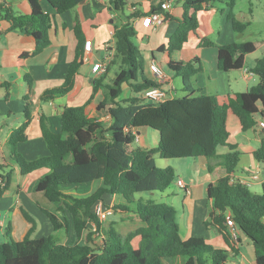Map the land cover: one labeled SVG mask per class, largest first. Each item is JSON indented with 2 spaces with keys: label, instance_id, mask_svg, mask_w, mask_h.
Segmentation results:
<instances>
[{
  "label": "trees",
  "instance_id": "obj_1",
  "mask_svg": "<svg viewBox=\"0 0 264 264\" xmlns=\"http://www.w3.org/2000/svg\"><path fill=\"white\" fill-rule=\"evenodd\" d=\"M82 1L45 0L52 14L45 11L39 0H28L32 8L30 15H16L10 8L0 5V18L8 21L12 29H22L34 36V54H37L50 43L48 31L52 18ZM213 1L218 0H184V12L177 28L167 43L158 48L167 55L170 78L181 77L187 95L158 103L143 102L145 90L162 87L166 80H150L144 76L141 51L135 42L137 31L132 18L136 15L130 14L127 22L115 26L113 34L111 62H119L120 70L111 83L103 84L104 77L95 79L91 97L101 88L105 91L98 110L110 117L109 123L90 117L85 105L66 107L61 113L58 132L52 131L41 119L49 154L29 160L17 151V144L28 137L26 131L31 115L25 110V121L12 132L8 141L10 151L6 153L8 158L4 157L3 161L17 166L22 175L49 169L34 189L66 214L64 221H60L57 214L43 209L54 230H68L72 226L76 241L65 244L54 235L33 238L37 221L23 209L29 228L21 240H16L11 234V225L7 226V239L0 242V264H167L168 259H181V264H228L230 253L227 249L216 248L203 237H181L177 210L172 204L136 196L144 191L164 195L176 179L174 167L169 163L159 167L157 156L165 160L204 157L211 162L210 171L217 165L224 166L226 174L208 187L212 208L205 224L215 227L231 250L236 249L237 241H242L237 232L243 234L253 245L256 264H264V183L262 191L257 193L239 182L230 181L242 153L229 142L235 135L229 127L230 116L239 119L244 131L258 127L259 117L264 118V57L250 69L260 78L257 85L244 92L197 96L192 95L195 87L190 72L196 74L202 70L200 60L173 59L191 38H200L201 46L218 47L217 67L229 72L243 68L246 56L256 50L252 41L217 45L209 38L200 37L197 14ZM236 2L226 0L231 10ZM126 5V0H113L115 10L125 11ZM156 10L153 8L150 12ZM228 18L238 33H243L249 24L238 20L231 11ZM75 33L79 41L76 56L69 65L64 83L43 93L41 98L45 101L67 95L74 87L75 76L83 64L86 42L80 24L75 27ZM28 56V53L22 54L20 66H24ZM26 79L30 85V80ZM125 87L133 93L129 97H122ZM143 127L159 132L156 146L132 147L137 131ZM261 135L260 146L252 154L264 163V129ZM223 146L228 151L219 153ZM0 181L4 183L0 188L1 198L12 181V171L1 158ZM97 181L100 185L87 195L68 192L70 187ZM114 195L123 198L112 206L114 211L135 214L143 223L126 235L114 225L102 229V219L95 211L97 203L103 202L106 206L105 198ZM229 220L233 227L229 226ZM137 237L138 246L134 244ZM96 238L101 242H96Z\"/></svg>",
  "mask_w": 264,
  "mask_h": 264
},
{
  "label": "crops",
  "instance_id": "obj_2",
  "mask_svg": "<svg viewBox=\"0 0 264 264\" xmlns=\"http://www.w3.org/2000/svg\"><path fill=\"white\" fill-rule=\"evenodd\" d=\"M2 1V5L10 8L16 15H30L32 12L28 0ZM39 1L45 11L52 14V9L47 5L45 0ZM164 1L170 2V9L166 13L171 18L167 17L162 25L156 29L143 26L142 17L149 14L153 8L161 10L160 4ZM183 1L126 0L127 11H118L114 9L113 0H84L74 8L57 14L52 18L48 31L50 43L37 54H34L36 47L34 36L22 29H12L8 21L0 18V158L4 164L8 165V170L12 171L11 186L13 184V193L9 192L0 201V210L4 215L3 228H5V235L7 226L11 225V234L16 240H21L25 236L29 228V223L23 216V209L27 210L33 217H37V215L41 218L47 217L43 209L57 214L60 221H64L66 216L65 212L58 210L54 203V205L51 204L52 202L43 193L36 192L34 189L37 182L50 172L49 169H39L30 174L22 175L17 166L11 164L8 160L3 161L4 157L8 158L6 153L10 151L8 141L12 132L25 121V110L27 109L31 115V121L26 131L28 137L26 140L20 141L17 144V151L29 160H34L49 154L48 146L43 137L41 119L45 121L52 131L58 132L61 127V113L66 107L85 105L86 113L90 117H96L109 123L110 117L104 111L98 110L99 103L106 95L105 91L101 88L94 94L93 98L91 97L94 91L95 79L104 77L103 84L111 83L116 73L120 70L119 62H111L114 56L113 34L115 26L122 25L127 22L128 15L135 14L136 16L132 19L137 31L136 38L138 34H145L149 38H156L155 44L149 41L150 44L145 46L140 42L138 47L141 53L152 57L154 67L155 64H158L162 68V63H166L167 61V55L160 52L162 54V60L158 61L155 51H158L161 45L167 43L177 28L178 21L182 18L184 12ZM239 1L241 2V0H237L236 4ZM132 6L136 7L135 12L132 11ZM215 8L216 6L211 2L203 10L198 12L197 16L200 22L198 31L200 37L210 39L209 35L215 32L216 29L221 28L217 32L219 36L218 41L220 40V42L214 41L217 45L249 41L244 38L242 33L238 34L236 32L231 19L228 18V14L230 11L233 13L234 8L232 10L229 7L225 10L223 9V16L227 17L228 23H225V19L222 17L218 26L213 24ZM204 12L205 15H201ZM203 17L208 19V21H203ZM78 24L81 25L85 39L92 41V48L88 52L84 49L83 64L75 76L72 91L67 95L45 101L41 98L43 93L47 89L58 87L64 83L69 65L76 56L79 41L75 33V27ZM229 24L232 25V31ZM223 28L226 29L224 34L221 33ZM192 41H194L193 46H189L191 47L190 49H184ZM200 41V38H191L180 50L186 51V62L195 58L200 60L199 65L202 70L195 74L196 88L199 90L200 95L244 92L260 82L258 75L253 72L246 73V70H250L256 61L264 56L256 58L250 64V55H248L245 58L243 68L226 72V75H221V70L217 67L218 47L209 46L213 49L209 54L211 57L210 68H207L204 65L205 56L203 57V50L207 47L201 46ZM197 47L199 48L196 49ZM256 49H258L257 46ZM24 53H28L29 56L25 59L24 66L22 67L19 62L20 57ZM175 56L176 53L173 55V59H176ZM105 61H108L106 72L101 74L94 72L93 65ZM112 71L114 72L113 75H111ZM143 71L144 76L148 78L145 75L144 69ZM163 71L166 74V81L162 88L170 94V97H175L174 78H170L171 75L168 71ZM26 78L30 80V85ZM153 79L159 81L156 76ZM132 94L131 89L125 87L122 97H129ZM229 127L235 132V135L230 137L229 142L235 144L237 150L242 153L240 161L241 158H245L249 165L247 167L238 165L235 173H249V171L257 170L260 180L255 181L252 185L261 192L264 183V163L257 161L252 154L260 146L262 138L261 129L255 127L244 131L239 119L234 115L229 118ZM143 129L146 132L144 135L149 134L148 127L139 129L136 134V140L141 144L137 146L152 147L146 144L147 139L142 135ZM227 151L228 148L225 146L219 148V153H225ZM216 162V160L213 161V164H216ZM210 163L204 157L171 159L169 161V164L175 169L176 181L182 178L189 189L187 192L185 188L180 187L177 183L183 191L176 192L171 202L175 206L176 202H178V208L176 210L181 237L183 239L191 236L203 237L214 247L227 249L230 253L228 264H256L255 251L247 237L237 232L242 238V241H237L235 244L236 249L231 250L217 229L212 226H206L205 224L212 208V202L208 197V187L210 184L216 183L219 177L226 174V169L222 165H217L210 171ZM96 185V182L80 184L68 188V192L76 195H87L95 190L100 185V182H98V186ZM259 191L257 193H260ZM122 201L123 198L117 195L105 198L107 207L115 206ZM8 211L13 212L14 215H22L25 220L26 224L23 223L24 229L20 239L16 238L12 223H9L7 226L5 225ZM104 219L102 218V229L107 226L105 222L108 220ZM42 223L47 228L48 222L45 219H42ZM39 227L40 223L37 221V229ZM89 227L95 229L93 224H89ZM230 230L235 233L234 229L230 228ZM57 231L58 238L61 242L72 244L76 241L72 226L68 230L61 228ZM95 241L101 242L100 238H96ZM138 243L135 244L134 242L136 246H138ZM181 263V259L177 261L172 259L167 260V264Z\"/></svg>",
  "mask_w": 264,
  "mask_h": 264
},
{
  "label": "rangeland",
  "instance_id": "obj_3",
  "mask_svg": "<svg viewBox=\"0 0 264 264\" xmlns=\"http://www.w3.org/2000/svg\"><path fill=\"white\" fill-rule=\"evenodd\" d=\"M213 4L217 8V9L215 8V11H214L215 17L213 19L214 20L213 24H216V26H218L220 19L222 17H224L225 23H228L227 17L223 16V9L225 10L228 7L226 4V0L225 1H220V0L213 1ZM125 11H127V10L125 9ZM203 14L205 15V12L202 13L201 15H203ZM233 14L238 20L245 22V23L249 22L247 28L244 30L242 35H244V38L246 40L254 42L256 44V46L258 47V49H256L253 53L250 54L249 61H250V64H252L256 58H258L260 56H264V0H241V2L239 1L238 4H236L234 11H233ZM202 20L205 22L208 21V19H206L204 17L202 18ZM229 27L232 31V25L231 24H229ZM220 29L221 28L216 29L215 32H213L209 35L211 40H213L215 42L218 41L219 36H218L217 32ZM225 30L226 29L223 28L221 33L224 34L226 32ZM149 41L153 42L155 44L156 38L155 37L149 38L145 34H138L137 38L135 39V42L137 45H139L140 42H142L145 46H147L148 44H150ZM160 42H161V39H160ZM218 42H220V40ZM193 43H194V41L190 42V44L186 45L184 47V49L185 48L190 49L191 47H189V46H193ZM198 48L199 47H197L196 49H198ZM212 49L213 48H211V47H207V48H204V50H203L204 51L203 57L205 56L204 57L205 58L204 65L207 68H210L211 57L209 54H210V51ZM155 54H156V58L158 59V61H161L162 60V54L160 52H158L157 50L155 51ZM141 56H142L144 70H145V75L148 77V79L154 80L153 78L156 76V74L154 76L155 70H154V63H152V57L150 55L143 54V53H141ZM175 58H176L175 60H177V61L186 62L185 61V60H187L186 59L187 58L186 57V51L176 52ZM161 66H162L163 70L170 72V69L167 67L165 62H163ZM113 74H114V72L112 71L111 75H113ZM220 74L226 75L227 73L221 71ZM190 78H191V82L193 83V85L196 89L192 93V95H194V96L200 95L199 90L196 88L197 84H196L195 74H192L190 72ZM174 87H175V90H174V96L175 97H183V96L188 94V91H186L183 88V81H182L181 77H174ZM136 95H139V94H136ZM258 127L262 130V128L260 126H258ZM148 129H149V134H146V135H144L146 133L145 130L144 129L142 130L143 131L142 132L143 137L144 138L146 137V139H147L146 144L150 145L152 147L156 146L158 144V141H159V132L157 130L152 129V128H148ZM140 144L141 143L136 140L132 144V147H135V146L140 145ZM156 161H157V165L159 167H164L165 165H167L169 163L170 160L161 159L160 157L157 156ZM239 165L244 166V167L249 166L247 163V160L245 158H241ZM96 183H97L96 186H98V181ZM251 186H252L250 188L251 191H253V192L259 191V189H255L253 187V185H251ZM12 187H13V184H12V186L10 185L9 190L7 191L6 194H8L9 192L13 193ZM182 191H183V189H181L177 185V181L175 179L174 182L169 187L168 192L164 195L160 192H156L155 194H153L152 192L144 191V192L137 193L136 196L151 199V200H154L157 202L165 201L168 204H172L171 203L173 201L172 197L174 195H176V192H182ZM4 196H2L0 198V201L3 199ZM51 204H53V203H51ZM173 204H175V203H173ZM173 206L175 208H178V202H176V206L175 205H173ZM34 218L36 219V221H38L40 223V227L37 229L36 232H34L33 238L47 236V235H54L58 238V236H59L58 231H55L53 229L52 223L50 222L48 217L41 218L40 216L37 215V217L34 216ZM42 219H45L48 222L47 228L44 227V225L42 223ZM105 219L108 220V221L106 220L107 222H105L107 226L114 225L123 235L128 234L130 231L137 229L138 227H140L143 224L141 219L138 216H136L135 214L123 211V210H121V211L115 210V211H113V214H108ZM113 219H114V221H113ZM109 220H111V221H109ZM9 223L13 224L14 229H15V233H16V238L20 239L22 231L24 229L23 223H25L23 216L22 215H14L13 212L8 211L7 217L5 219V225L7 226ZM6 239H7V236L5 235V228H2V229L0 228V242H3ZM138 239H139V237L134 239L135 244L138 243Z\"/></svg>",
  "mask_w": 264,
  "mask_h": 264
},
{
  "label": "built area",
  "instance_id": "obj_4",
  "mask_svg": "<svg viewBox=\"0 0 264 264\" xmlns=\"http://www.w3.org/2000/svg\"><path fill=\"white\" fill-rule=\"evenodd\" d=\"M3 4V1L0 0V5ZM170 9V2L169 1H164L161 3V10H156L154 12H150L149 14L145 15L142 17V25L145 27H152L156 29L157 27L161 26L162 23L167 19V11ZM132 11H136V7L132 6ZM92 48V41L91 40H86L85 42V51H90ZM108 66V61L105 62H98L95 63L93 66L94 72L101 74L106 72ZM155 74L159 81L165 80L166 74L163 71V69L158 65L155 64ZM252 71L246 70V73H250ZM142 97L145 102H163L166 99L170 98V94L164 90L162 87H152L147 90H145L142 93ZM258 126H260L262 129H264V118L259 117L258 120ZM248 171V170H247ZM260 180L259 173L258 171H249L243 172V173H233L230 177V181L232 183L234 182H239L247 187H250L255 181ZM178 185L182 188H185L186 191L188 192L189 189L187 187V184L182 178L178 179ZM4 186V183L0 181V188ZM95 211L96 213L100 216V218L104 219L108 214H113V207L109 206L106 207L102 202L97 203L95 206ZM229 226L233 227V222L228 221ZM4 227V215L3 212L0 210V228Z\"/></svg>",
  "mask_w": 264,
  "mask_h": 264
}]
</instances>
